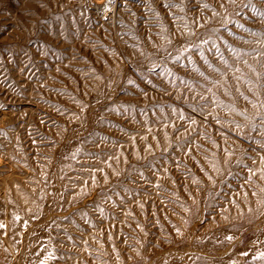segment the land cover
Masks as SVG:
<instances>
[{
  "label": "rangeland",
  "instance_id": "374dc122",
  "mask_svg": "<svg viewBox=\"0 0 264 264\" xmlns=\"http://www.w3.org/2000/svg\"><path fill=\"white\" fill-rule=\"evenodd\" d=\"M0 264H264V0H0Z\"/></svg>",
  "mask_w": 264,
  "mask_h": 264
},
{
  "label": "bare ground",
  "instance_id": "6f19581e",
  "mask_svg": "<svg viewBox=\"0 0 264 264\" xmlns=\"http://www.w3.org/2000/svg\"><path fill=\"white\" fill-rule=\"evenodd\" d=\"M104 4V3H103ZM101 5V4H100ZM104 6V5H103ZM108 6V5H107ZM98 8V7H97Z\"/></svg>",
  "mask_w": 264,
  "mask_h": 264
}]
</instances>
